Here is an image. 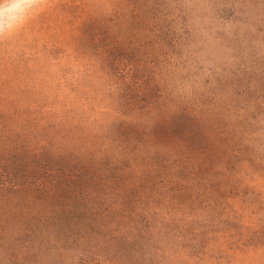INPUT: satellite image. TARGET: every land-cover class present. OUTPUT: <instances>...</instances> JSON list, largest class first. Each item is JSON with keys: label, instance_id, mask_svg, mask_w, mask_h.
Instances as JSON below:
<instances>
[{"label": "rangeland", "instance_id": "374dc122", "mask_svg": "<svg viewBox=\"0 0 264 264\" xmlns=\"http://www.w3.org/2000/svg\"><path fill=\"white\" fill-rule=\"evenodd\" d=\"M85 205L264 264V0H39L0 39V264L68 263Z\"/></svg>", "mask_w": 264, "mask_h": 264}, {"label": "trees", "instance_id": "16d2710c", "mask_svg": "<svg viewBox=\"0 0 264 264\" xmlns=\"http://www.w3.org/2000/svg\"><path fill=\"white\" fill-rule=\"evenodd\" d=\"M93 208V205L78 207L76 217L72 216L54 228L60 229L57 231L60 249L53 247V259L63 256L68 259L65 264H200L202 255L194 252L186 254V258L180 255L177 243L183 240L182 236L172 231L161 233L158 227L164 225L162 221H155L156 218L134 220L125 216L116 219L111 215L96 218V225L92 221L88 224L89 217L82 213H94ZM109 209L108 206L102 211ZM83 216L87 218L82 220ZM142 222L143 231L136 228ZM169 222L174 221H166L165 226H169Z\"/></svg>", "mask_w": 264, "mask_h": 264}, {"label": "clouds", "instance_id": "9594fccd", "mask_svg": "<svg viewBox=\"0 0 264 264\" xmlns=\"http://www.w3.org/2000/svg\"><path fill=\"white\" fill-rule=\"evenodd\" d=\"M39 0H0V39L20 27Z\"/></svg>", "mask_w": 264, "mask_h": 264}]
</instances>
